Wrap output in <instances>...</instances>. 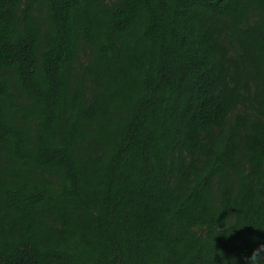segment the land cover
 I'll use <instances>...</instances> for the list:
<instances>
[{"label": "trees", "instance_id": "obj_1", "mask_svg": "<svg viewBox=\"0 0 264 264\" xmlns=\"http://www.w3.org/2000/svg\"><path fill=\"white\" fill-rule=\"evenodd\" d=\"M0 264H264V0H0Z\"/></svg>", "mask_w": 264, "mask_h": 264}]
</instances>
